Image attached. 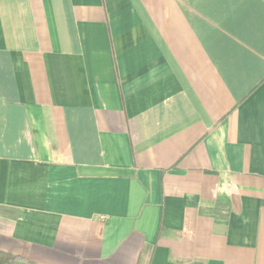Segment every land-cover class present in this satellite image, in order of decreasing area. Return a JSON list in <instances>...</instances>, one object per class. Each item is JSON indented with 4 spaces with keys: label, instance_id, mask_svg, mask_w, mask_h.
Masks as SVG:
<instances>
[{
    "label": "crops",
    "instance_id": "0c3cea01",
    "mask_svg": "<svg viewBox=\"0 0 264 264\" xmlns=\"http://www.w3.org/2000/svg\"><path fill=\"white\" fill-rule=\"evenodd\" d=\"M0 251L264 264V0H0Z\"/></svg>",
    "mask_w": 264,
    "mask_h": 264
},
{
    "label": "trees",
    "instance_id": "16d2710c",
    "mask_svg": "<svg viewBox=\"0 0 264 264\" xmlns=\"http://www.w3.org/2000/svg\"><path fill=\"white\" fill-rule=\"evenodd\" d=\"M0 264H33L25 257L14 256L0 251Z\"/></svg>",
    "mask_w": 264,
    "mask_h": 264
},
{
    "label": "rangeland",
    "instance_id": "374dc122",
    "mask_svg": "<svg viewBox=\"0 0 264 264\" xmlns=\"http://www.w3.org/2000/svg\"><path fill=\"white\" fill-rule=\"evenodd\" d=\"M102 219H104V217H102Z\"/></svg>",
    "mask_w": 264,
    "mask_h": 264
}]
</instances>
